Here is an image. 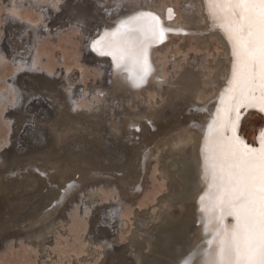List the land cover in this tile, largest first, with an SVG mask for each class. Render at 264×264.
Here are the masks:
<instances>
[{
  "label": "bare ground",
  "instance_id": "6f19581e",
  "mask_svg": "<svg viewBox=\"0 0 264 264\" xmlns=\"http://www.w3.org/2000/svg\"><path fill=\"white\" fill-rule=\"evenodd\" d=\"M7 1L1 3L0 66L13 71L10 79L1 78L0 116L17 133L26 132V122L33 120L36 144L27 138L28 145H16L18 153H0V239L12 244V238H34L49 259L56 254L48 246L52 234L79 222V248L63 254L58 264H91L98 253L102 264H184L189 257L191 264H206L211 235L203 231L202 151L233 58L226 36L209 20L205 0ZM61 10L58 29L66 17L72 25L90 26L72 32L78 44L89 42L99 55L93 56L108 62V94L103 82V88L96 81L85 85L80 59L69 64L64 50L55 57L46 47L51 16ZM149 14L159 17L164 35L145 44L150 71L135 86L127 69L134 74L139 69L121 60L112 35L117 27L109 23L116 16L117 22L140 17L152 23ZM91 17L101 18L99 32L91 31ZM175 37L183 40L180 47ZM261 129L264 112L241 109L237 135L258 147ZM150 176L159 179L161 193L153 200L139 199L142 194L141 205L135 198ZM76 194L80 204L73 209L83 210L75 214L70 209Z\"/></svg>",
  "mask_w": 264,
  "mask_h": 264
},
{
  "label": "snow or ice",
  "instance_id": "6c2138e0",
  "mask_svg": "<svg viewBox=\"0 0 264 264\" xmlns=\"http://www.w3.org/2000/svg\"><path fill=\"white\" fill-rule=\"evenodd\" d=\"M205 3L210 22L229 41L233 59L231 78L207 126L202 151L201 177L207 189L200 197L203 231L211 235V250L204 251V258L206 264H264V129L258 147L237 135L241 109L264 112V0ZM149 16L152 23L134 17L122 21L112 34L121 60L139 69V74L127 69L135 86L150 71L145 44L164 35L159 17ZM228 217L233 218L230 225L225 223ZM184 264H191V258Z\"/></svg>",
  "mask_w": 264,
  "mask_h": 264
},
{
  "label": "rangeland",
  "instance_id": "374dc122",
  "mask_svg": "<svg viewBox=\"0 0 264 264\" xmlns=\"http://www.w3.org/2000/svg\"><path fill=\"white\" fill-rule=\"evenodd\" d=\"M180 2L182 1V0H179ZM2 2H5V3H2ZM4 4V6H5V4H8V1L7 0H0V18H1V9H3V5L2 4ZM27 6H30V5H27ZM26 5L24 6V8L25 7H27ZM31 7H32V5H31ZM26 10L28 9V10H30V9H32V10H34L35 11V9H34V7H32V8H30V7H28V8H25ZM24 9V10H25ZM22 10H23V8H22ZM23 10V11H24ZM178 10H181L180 8H178ZM38 12V11H37ZM36 11L34 12V14L35 13H37ZM102 14H106V13H109V11L107 10V11H105V9H103V10H101L100 11ZM181 12V11H180ZM34 14H32L33 16H34ZM59 15V16H58ZM65 15V13L61 10L60 12H58L57 14L55 13V14H53L52 16H51V19H50V24H51V20H53L52 21V26H51V30H52V32L49 34V35H46V36H49V37H43V39H46V40H43L44 41V43H47V42H49L48 44H47V48L48 49H50L49 51L50 52H52V51H55V57H57V56H59V53L57 52V50H59V49H61V50H64V60L67 62V63H69V64H72L71 63V61L72 60H78V59H80L81 60V62H83L84 63V66H85V70L87 71H89V73H88V71L85 73H83L84 75H83V77L85 78L84 79V81L85 80H87L86 81V83H85V85L87 86V87H89L90 85V83L91 82H95V86H99V88H103V84H105V92H106V89H108V86H110V75H111V72H110V70H109V68H108V62L106 61V60H102V59H100V57H95V56H97L98 54L97 53H95L94 51H92V49H90V48H88V46H89V42H84L83 44H78L77 42H78V39H76V36L74 35V33L73 32H75L76 30H77V28H81V29H84L85 27L86 28H89L90 26L89 25H85V23L83 22V23H80L79 25H72L70 22H69V19L66 17L65 18V20H63V24H64V26H62L60 29H58L57 28V25L56 24H58L59 22H60V18L59 17H61V16H64ZM58 16V17H57ZM55 18V19H54ZM101 21V18H98V17H91V24H92V27H91V31H97L96 30V27L98 26V24H99V22ZM84 24V25H83ZM69 29V30H68ZM73 29H75L74 31H73ZM73 31V32H72ZM70 32H71V34H70ZM180 35H182V33L180 34ZM72 38H71V37ZM176 36L178 37L179 36V33H177L176 34ZM177 37H175V41L179 44V42H183V40H180L179 38H177ZM47 39H49V41L47 40ZM42 40H41V45H42ZM45 41H47V42H45ZM185 42H186V40H185ZM61 43V44H60ZM177 44V45H178ZM179 47L181 46V44H179L178 45ZM77 47H79L78 49H77ZM80 50H81V52H82V54H81V52H80ZM79 51V52H78ZM93 54L95 55V56H93ZM76 55V56H75ZM99 56V55H98ZM66 57V58H65ZM79 57V58H78ZM49 58V57H48ZM74 58V59H73ZM82 58V59H81ZM80 60H78V61H80ZM83 60V61H82ZM76 61H74V62H76ZM97 61V62H96ZM73 62V61H72ZM73 62V63H74ZM90 64V65H89ZM97 68H96V67ZM11 67V68H10ZM94 67V68H93ZM2 68V69H1ZM89 68V69H88ZM91 68V69H90ZM97 70H96V69ZM12 66H7V67H4L3 68V66L1 65L0 66V82H3V81H1V78H5V77H2V75L4 76H6V78H8V79H10L11 77H12ZM91 72V73H90ZM98 73V74H97ZM96 77V78H93V77ZM86 77H88L89 79H87ZM2 79V80H3ZM97 79V80H96ZM97 82H99V84H97ZM101 82H103V84H101ZM83 83V84H84ZM78 85H80V82H79V84ZM89 85V86H88ZM152 91V90H151ZM84 93L85 92H87V94H89V90H84L83 91ZM106 94H108V92H106ZM97 95V94H96ZM43 102H44V99L42 100ZM41 101V102H42ZM35 102H37L38 104L40 103V101L38 102V101H35ZM45 103V102H44ZM44 103H40L41 105H40V108L42 109L44 106H46V103L44 104ZM0 105H1V102H0ZM43 106V107H42ZM49 107H52V106H50L49 105ZM53 108V107H52ZM40 109V110H41ZM11 113V109L10 110H8V111H6V114H10ZM1 115V114H0ZM14 117V116H13ZM5 118H6V116H4V115H2V116H0V153H2V154H7L9 157L10 156H12V155H10L9 154V152L10 151H12V150H15V152H17L18 153V151H20V148H21V145H18V144H20V142H21V144H23L24 146L25 145H28V144H30V145H33V144H36V142H34V140H33V137L31 136V135H33V133H34V127H33V129H32V123H33V125L35 126V124H34V121L33 120H31V121H27L26 122V124H25V127H24V129L26 128V130H24V131H26V132H22L21 131V133H17V130L15 131V129L17 128H15V129H9L8 128V126L5 124V121L7 120V118H6V120H5ZM213 117H211V119H212ZM244 118H247V116L245 115V117ZM244 120V119H243ZM242 120V121H243ZM30 123V124H29ZM28 124V125H27ZM27 125V126H26ZM29 127V128H28ZM28 128V129H27ZM32 129V131H31V129ZM10 131H9V130ZM12 130V131H11ZM28 130V131H27ZM31 131V133H30V131ZM14 131V132H13ZM8 132H10L9 134H8ZM30 133V135H29V133ZM14 133V134H13ZM17 133V134H16ZM23 133V134H22ZM24 133H25V135H24ZM26 133H28V135H26ZM19 135V136H18ZM251 135H253V132H251ZM18 136V137H17ZM21 136V137H20ZM12 137V138H11ZM16 137H17V139L19 140V141H17L16 140ZM26 137V138H25ZM7 138V140H9V143L8 144H4L3 142H5V139ZM25 138V139H24ZM27 138H28V142H27ZM21 139V140H20ZM23 140V141H22ZM31 140V141H30ZM11 141V142H10ZM17 142L16 144H15V142ZM19 142V143H18ZM24 142H26V143H28V144H25ZM4 144V145H3ZM16 145H18V147H20L19 149H18V147H16ZM22 145V146H23ZM5 146V147H4ZM18 150V151H17ZM21 153V152H20ZM151 178V179H150ZM150 181H149V179H147V181H146V183H145V187L141 190V192L136 196V200L139 198V199H142V198H144V196L145 195H147L146 197H148V198H152V200H153V197H154V199L161 193V191H160V187H159V183H160V181H159V179L158 178H153L152 176H150ZM154 180H156V181H154ZM158 180V181H157ZM152 181H154V182H152ZM149 183V184H148ZM151 183V184H150ZM147 184V185H146ZM154 184V185H153ZM152 185V186H151ZM147 186V187H146ZM146 189V190H145ZM151 189V190H150ZM158 189V190H157ZM155 191H158L157 193L155 192ZM151 192V193H150ZM155 192V193H154ZM146 193V194H145ZM150 193V194H149ZM152 193H154L155 195H152ZM152 195V197H150ZM138 197V198H137ZM79 199H80V195H78V194H76V198H75V200L77 201V203H76V201H75V204L73 205V206H71V209H70V211L71 212H73L75 209H73V208H75V205H77V206H79ZM139 199H138V201H139ZM151 200V199H150ZM151 200V201H152ZM142 201H139V204L141 203ZM125 203H127V204H130V202H128V201H126ZM132 204H134V203H132ZM135 205V204H134ZM141 205H142V203H141ZM135 207H137V206H135ZM81 209V210H80ZM78 210H79V212H82V208L81 207H78L75 211H74V213L76 214L77 212H78ZM71 214H73V213H71ZM78 225H80V223L78 222V223H76V226L77 227H72L71 229H70V231H66L63 227L62 228H60V230H58L55 234V236L52 234V239L50 240L49 239V243H48V246H52L53 248H54V252L56 253V254H52V252L50 253L51 254V257L48 259V258H45V257H43V254L41 253V251H40V247H39V245L37 244V242H35V241H33L34 240V238H31V237H29V238H25V237H21L20 239H17V238H12L13 240H14V242L13 243H15V244H11L10 243V241L8 242H6V243H4V239L3 238H1L0 239V264H13V263H15V262H17V261H24V260H31V261H35L34 263L35 264H58L59 262H60V257L63 255V254H65V253H67V252H69L71 249H73V248H79V242H78V238H80V237H78V235L80 234V231H79V226ZM128 230H123V232L125 233V232H127ZM130 232H128V233H126L125 235H123L122 236V242H123V240H127V236H128V234H129ZM75 237V238H74ZM22 238H24V239H22ZM56 241H55V240ZM81 239V238H80ZM19 240H21V241H19ZM4 244H3V243ZM5 244H6V246H5ZM36 244V245H35ZM56 244V245H55ZM59 244V245H58ZM5 247H4V246ZM125 245V244H124ZM128 245V244H127ZM57 247V248H56ZM99 254V255H98ZM98 254H95V257L93 258V259H91L90 260V263L91 264H102V260L100 261V253H98ZM57 255L59 256V257H57ZM43 259V260H42ZM47 259V260H46ZM49 260V261H48ZM47 261V262H46ZM100 261V262H99ZM12 262V263H11ZM58 262V263H57Z\"/></svg>",
  "mask_w": 264,
  "mask_h": 264
},
{
  "label": "water",
  "instance_id": "95a60500",
  "mask_svg": "<svg viewBox=\"0 0 264 264\" xmlns=\"http://www.w3.org/2000/svg\"><path fill=\"white\" fill-rule=\"evenodd\" d=\"M122 16H120V18H121ZM118 18V16H116L115 18H113V20L109 23L110 24V26H115V27H117L122 21H126V20H129V19H131L132 17H128L127 19H123L122 21H118L117 22V19ZM98 30V32L100 31V28H98L97 29Z\"/></svg>",
  "mask_w": 264,
  "mask_h": 264
}]
</instances>
